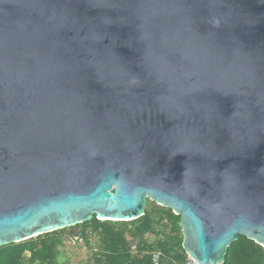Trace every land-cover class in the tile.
I'll use <instances>...</instances> for the list:
<instances>
[{
	"label": "water",
	"instance_id": "95a60500",
	"mask_svg": "<svg viewBox=\"0 0 264 264\" xmlns=\"http://www.w3.org/2000/svg\"><path fill=\"white\" fill-rule=\"evenodd\" d=\"M148 202L264 249V0H0V247Z\"/></svg>",
	"mask_w": 264,
	"mask_h": 264
},
{
	"label": "trees",
	"instance_id": "16d2710c",
	"mask_svg": "<svg viewBox=\"0 0 264 264\" xmlns=\"http://www.w3.org/2000/svg\"><path fill=\"white\" fill-rule=\"evenodd\" d=\"M179 216L148 202L144 214L128 222L91 221L0 247V264H68L64 242L77 238L97 246L87 264H184ZM74 231L65 237L66 230ZM152 237L149 241L148 238ZM157 254V263L152 255ZM223 264H264V249L239 236L228 248Z\"/></svg>",
	"mask_w": 264,
	"mask_h": 264
},
{
	"label": "rangeland",
	"instance_id": "374dc122",
	"mask_svg": "<svg viewBox=\"0 0 264 264\" xmlns=\"http://www.w3.org/2000/svg\"><path fill=\"white\" fill-rule=\"evenodd\" d=\"M73 232L74 231L68 229L64 233V236L70 237ZM70 238L71 239H66L64 242V249L66 251V257L68 258V264H87L92 254L91 248L97 246L96 236H91L89 239V245H86L83 240H77L75 237ZM148 240L151 241L152 237H149Z\"/></svg>",
	"mask_w": 264,
	"mask_h": 264
},
{
	"label": "built area",
	"instance_id": "2783aa9c",
	"mask_svg": "<svg viewBox=\"0 0 264 264\" xmlns=\"http://www.w3.org/2000/svg\"><path fill=\"white\" fill-rule=\"evenodd\" d=\"M157 258H158V255L157 254L152 255V260H153L154 263H157ZM184 264H198V263H196L190 257H187V259H186V261H185Z\"/></svg>",
	"mask_w": 264,
	"mask_h": 264
}]
</instances>
